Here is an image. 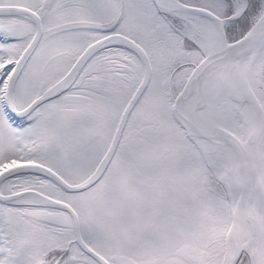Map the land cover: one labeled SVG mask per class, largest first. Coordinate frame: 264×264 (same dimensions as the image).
I'll return each mask as SVG.
<instances>
[{
    "label": "snow or ice",
    "instance_id": "snow-or-ice-1",
    "mask_svg": "<svg viewBox=\"0 0 264 264\" xmlns=\"http://www.w3.org/2000/svg\"><path fill=\"white\" fill-rule=\"evenodd\" d=\"M0 264H264V0H0Z\"/></svg>",
    "mask_w": 264,
    "mask_h": 264
}]
</instances>
